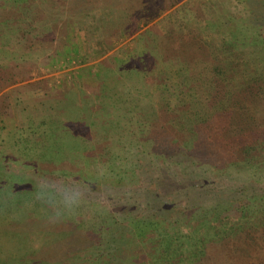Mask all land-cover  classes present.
Segmentation results:
<instances>
[{
    "label": "rangeland",
    "instance_id": "1",
    "mask_svg": "<svg viewBox=\"0 0 264 264\" xmlns=\"http://www.w3.org/2000/svg\"><path fill=\"white\" fill-rule=\"evenodd\" d=\"M139 1L132 11L122 1L125 24L105 27L100 39L69 23L50 39L31 32L28 17L45 27L41 0L21 10L26 38L1 34L0 177L10 178L0 180V248L11 257L0 252V264H42L56 247L67 252L61 264L264 260V239L248 246L240 233L251 239L264 228V208L246 219L236 211L264 202V0ZM136 23L141 31L125 36ZM253 148L256 168L242 160ZM14 149L27 157L6 158ZM43 176L85 184L86 202L49 223L35 199ZM18 179L27 186L14 189ZM25 211L28 223L41 219L37 228ZM53 225L64 230L55 248L43 240ZM156 228L179 250L136 262L148 252L138 239ZM119 231L130 234L125 246Z\"/></svg>",
    "mask_w": 264,
    "mask_h": 264
},
{
    "label": "trees",
    "instance_id": "2",
    "mask_svg": "<svg viewBox=\"0 0 264 264\" xmlns=\"http://www.w3.org/2000/svg\"><path fill=\"white\" fill-rule=\"evenodd\" d=\"M15 1L18 2V3H16L17 7H15V5H12V7H8L6 4H1L0 5V36H1V34L3 32H5L3 37H5V36L7 37L8 33H9V34L14 35L15 38L19 37V41H20L21 39L26 38V36H28L27 33L24 31V29L21 28V26L25 27V25H26V23H25V21H26V16L25 15L26 14L24 13V11H21V10L23 9V7L25 5H27L30 2V0H28L27 4H26V0H15ZM19 1H20V4H19ZM33 1H35V0H33ZM122 1L124 2L125 0H122ZM122 1L121 0H50V1L49 0H41V3H43V5L41 3H40V5L36 4L35 8L36 7L39 8V6H42V7L45 6V9L47 8L45 10V12L47 13V16H48V17L45 18V27L46 26L47 27L46 28L45 27H39L41 22H42V20H43V17H41V18L28 17L29 20H30L28 22V24L32 28L31 32L36 29L35 33L38 31L39 35L43 34V36H42L43 38L48 36L49 39H50V37H51L50 35L51 34H56L58 26H60L58 31L65 32L66 23H69L70 27L71 26L72 27L76 26L78 30H81V31H84V32L88 31L87 28H86V26H87L88 29H90V31H88V32H90L91 35L94 38L100 39L98 37V35L100 33L102 34L103 29L105 27L114 26V28L116 30L119 25H124L125 24V21L122 19V14H123V12H122V10H123V6H122L123 2ZM137 1L140 2L139 0H126L128 5L130 4V6H129V10L130 11H132V9L130 7H132L133 4H135ZM144 1L148 2V0H144ZM144 7H146V5ZM137 10L134 11L135 12L134 14H138V13L141 14L142 10H145V9H137ZM16 11H19L20 13H18ZM35 22L38 25V27L34 25ZM135 22L136 21L134 20L133 21V25L135 24ZM146 24L147 23H145V25ZM32 25L34 27H37V28H34ZM124 30H125L124 31L125 32V36H127V35L128 36H133V35H135V34H137V33H139L141 31V27L139 25H137V23H136V25L133 28H131V29L129 28L128 29V28L124 27ZM15 31L18 32L17 34H19V36L18 35L15 36V34H14V33H16ZM28 33H30V31H28ZM61 35L62 34H60V36L58 38H60ZM7 41L10 42L11 39L8 38ZM176 49H177L176 51H178V52L180 51V49H178V48H176ZM180 54H182L181 51H180V53H177V55H180ZM168 58L171 59V56H169ZM186 61L189 63L188 60H186ZM245 86L248 87V85H245ZM42 107H44V105H42ZM43 109L47 110L45 108H43ZM53 110H54V114L55 113H60V106H54ZM67 113L70 114V110L67 111ZM79 125L83 126L82 124H79ZM94 126L95 125L93 123L92 127H94ZM95 129L96 128H94V129L91 128L92 132ZM82 131L83 132L81 133V135H83L85 133V131H88V129L86 128V129H83ZM95 135H98V133H95ZM123 136L124 135H122L121 137H123ZM14 143L15 142H13V144ZM256 143L258 144V141L254 142V144H256ZM7 144H12V142H10V143L8 142ZM21 144L23 145V149H24V145H26L24 143L17 142V144H14V145L18 148V147H22ZM2 145L3 144L0 142V147ZM256 151L257 150L253 148V151L251 152L252 154H246V156H243L244 158H242V160H243V162H245L246 166H249L250 168L258 167V165L256 163L258 161H255L256 157L258 156L256 154L257 153ZM21 153L22 152L17 151V150L14 149V150H12L10 152H7L8 156L6 158H10L11 159L14 156H20ZM22 154H24V153H22ZM24 156H26V155L24 154ZM239 160L237 161V164L240 166ZM36 162H38V161H36ZM51 162L52 161H49L50 164H52ZM49 163H48V161L46 162V164H49ZM37 164L39 165V163H37ZM238 165H237V167H239ZM0 166H1L0 173H2L3 172V167H2L1 161H0ZM35 166L37 167L36 163H35ZM43 166H46V165L44 164ZM48 168H49V166H48ZM227 168L228 167L222 165L221 169H219V170L220 171H225V169H227ZM7 176L3 177L4 179L0 177V180L7 179ZM7 182H8V179H7ZM14 182H13V185L16 184L14 186V189H17V190H20V189H22V187L27 186V182H25L23 179H18V180L14 181ZM16 182H19V183H16ZM29 183L32 185L31 182H29ZM8 184L12 185L11 183H8ZM8 189H9V187H8ZM254 204H250V205L244 204L240 209L236 210L238 216L241 219H246V217L249 216L250 213L259 212V211H261L260 210L261 208H264V202L263 201H261L259 203H256L255 205ZM21 205H24V203L21 204ZM26 215H27V212L25 211V215L23 217H24L25 222L28 223ZM30 215H31V213H30ZM31 219H32V215H31L30 221H31ZM40 220L41 219H39L38 222H36V223H32L31 224L29 222L28 224H30V225H32V226L37 228L42 222ZM3 221L6 223V221L4 219H1L0 223L1 222L3 223ZM25 225H27V224H25ZM52 229L54 230V233L57 234V236H55V234L53 232L47 233L48 235L45 238L46 240L45 239H43V240H44V242H47L50 245V247H52L54 245L53 248H55L56 245H57L58 239L61 237L62 232L64 230H61V232L59 234V231L56 228L54 229V225H53ZM156 230H159V228H156ZM5 232H9L7 227L4 230V233ZM160 232H161V230H159L158 233H155V236L154 235L153 236L150 235V237H148V238L147 237L146 238H142L140 236L138 241H140V239L142 240L141 241V246H142V248L146 249L145 251H148V252H147L146 255L138 254L137 257L135 256L134 260L136 262H143L147 258H150L151 255H152L151 253L154 252V251L157 252V255H152V256H154V259L157 258V259H161V260L166 258L161 253L165 254L167 252V250L170 251L171 254L173 252L176 254V252L179 250L178 248L181 246V244H179V241L176 240L175 238H172V237H170V238L169 237H162V236H160ZM252 232L256 236L252 237L251 239H249L248 237L245 236V230L240 232V233H242V237H241L242 241H244V243H247L248 246H249V241H255L256 239H258V240L264 239V228L263 227L261 229H253ZM51 234H53V235H51ZM161 234H163V233H161ZM116 235L123 236L122 244H123V246H125L126 245V239L128 238V236L130 234L129 233L125 234L124 232H122V231L120 232L119 231ZM218 236H220V235H218ZM49 239H50V241H48ZM97 239H98L97 240V242H98L99 238H97ZM113 239L116 241L115 238H113ZM7 249L8 248H5V251H3L2 248H0V252H1V255H2V258H3V261H9V258L11 257V254L8 252ZM31 254H34V252L29 253L27 251H24V254H22V255H23L24 258L27 257L28 259H33L30 256ZM66 254H67V252L65 253V251H63L62 249L58 250L57 247H56V250H53L52 253H46L45 257L39 259V261L42 264H61L62 259L65 258ZM168 257L170 258V256H168ZM261 260L264 262L263 259L256 258L255 263L262 264ZM65 264H73V263L66 262Z\"/></svg>",
    "mask_w": 264,
    "mask_h": 264
},
{
    "label": "clouds",
    "instance_id": "3",
    "mask_svg": "<svg viewBox=\"0 0 264 264\" xmlns=\"http://www.w3.org/2000/svg\"><path fill=\"white\" fill-rule=\"evenodd\" d=\"M87 192V186L79 181L43 176L37 182L35 199L49 210L48 222L56 224L86 202Z\"/></svg>",
    "mask_w": 264,
    "mask_h": 264
}]
</instances>
